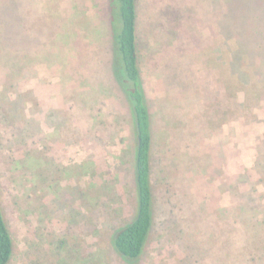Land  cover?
I'll use <instances>...</instances> for the list:
<instances>
[{
	"label": "rangeland",
	"instance_id": "rangeland-1",
	"mask_svg": "<svg viewBox=\"0 0 264 264\" xmlns=\"http://www.w3.org/2000/svg\"><path fill=\"white\" fill-rule=\"evenodd\" d=\"M154 226L135 264H264V0H137ZM109 0H0L8 264H130L128 102Z\"/></svg>",
	"mask_w": 264,
	"mask_h": 264
},
{
	"label": "trees",
	"instance_id": "trees-1",
	"mask_svg": "<svg viewBox=\"0 0 264 264\" xmlns=\"http://www.w3.org/2000/svg\"><path fill=\"white\" fill-rule=\"evenodd\" d=\"M109 7L113 75L128 102L136 142L135 214L115 231L112 243L128 263L135 264L142 257L154 226L151 116L139 65L137 0H109ZM13 252V238L0 202V264H8Z\"/></svg>",
	"mask_w": 264,
	"mask_h": 264
}]
</instances>
